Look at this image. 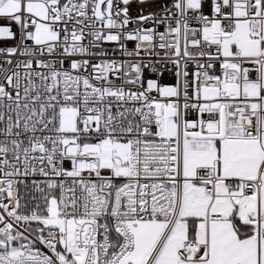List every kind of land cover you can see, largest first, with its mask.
<instances>
[{"label":"snow or ice","instance_id":"snow-or-ice-1","mask_svg":"<svg viewBox=\"0 0 264 264\" xmlns=\"http://www.w3.org/2000/svg\"><path fill=\"white\" fill-rule=\"evenodd\" d=\"M0 264H264V0H0Z\"/></svg>","mask_w":264,"mask_h":264}]
</instances>
